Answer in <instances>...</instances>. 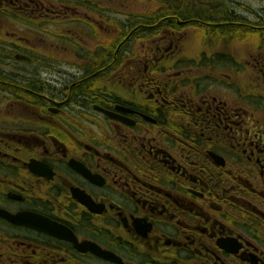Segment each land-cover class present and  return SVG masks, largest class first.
<instances>
[{
	"label": "flooded vegetation",
	"instance_id": "obj_1",
	"mask_svg": "<svg viewBox=\"0 0 264 264\" xmlns=\"http://www.w3.org/2000/svg\"><path fill=\"white\" fill-rule=\"evenodd\" d=\"M215 3L0 0V264H264V44L213 48L264 21Z\"/></svg>",
	"mask_w": 264,
	"mask_h": 264
},
{
	"label": "rangeland",
	"instance_id": "obj_2",
	"mask_svg": "<svg viewBox=\"0 0 264 264\" xmlns=\"http://www.w3.org/2000/svg\"><path fill=\"white\" fill-rule=\"evenodd\" d=\"M109 1V0H108ZM215 1L221 3L222 5H226L228 9L231 11L236 12L239 15H243L245 12V17H248L251 21H257V20H263L264 21V14L261 13V11H264V0H202L203 8L209 9L212 8V6H218ZM149 5V4H148ZM105 6H111V3H106ZM137 7H141L142 9H145L147 4L146 2L142 1L138 3ZM216 9V8H215ZM215 9L213 10L214 12ZM217 10L221 12L218 8ZM217 13V12H216ZM259 14V16H257ZM224 16V15H223ZM217 18L216 21H221L222 19H226L225 17L222 18L219 16H215ZM253 30L255 34H249L248 36H245L247 38V44L249 43L250 46H243L241 47L239 44H231L230 47L225 46H216V44H213L214 51L216 52H226L229 50L232 52L235 56L238 57H250V55L254 54L252 45L257 44H264V29ZM215 28H204V29H188L183 30L181 33V41H180V47L182 50V53L185 57H187L186 60H192L195 58V55L197 52H200L202 48L206 51V49L209 47L208 41H211L212 39H224L222 36L217 35L215 33ZM219 32V31H218ZM233 37H240L239 35H236V32L233 34ZM236 39V38H235ZM204 41L206 43H204ZM256 41V42H255ZM218 43V42H216ZM155 46V44H154ZM141 48V45L138 44V49Z\"/></svg>",
	"mask_w": 264,
	"mask_h": 264
},
{
	"label": "trees",
	"instance_id": "obj_3",
	"mask_svg": "<svg viewBox=\"0 0 264 264\" xmlns=\"http://www.w3.org/2000/svg\"><path fill=\"white\" fill-rule=\"evenodd\" d=\"M259 31H261V30L259 29Z\"/></svg>",
	"mask_w": 264,
	"mask_h": 264
}]
</instances>
